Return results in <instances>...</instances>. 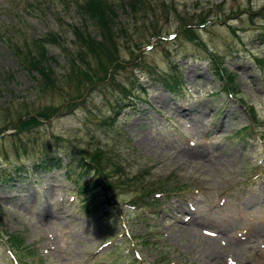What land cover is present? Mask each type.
<instances>
[{"label":"rangeland","instance_id":"obj_1","mask_svg":"<svg viewBox=\"0 0 264 264\" xmlns=\"http://www.w3.org/2000/svg\"><path fill=\"white\" fill-rule=\"evenodd\" d=\"M70 1L0 0V132L14 130L10 121L20 105L62 107L50 121L20 135L27 157L19 152L17 158L12 130L0 135V169H7L6 182L0 180V264H13L3 243L6 235L22 242L25 257L13 253L20 264H264V66L254 61L264 59V0H149L174 5L184 14L211 8L216 18L198 29V40H190L169 10V18L159 21L161 31L135 32L130 45L120 48L125 69L117 71L116 80L125 83L128 74L136 73L147 87L149 104L126 108L116 129L98 127L102 117L111 115L101 107L109 86L100 88L99 83L100 89L88 90L71 113L62 105L78 91L77 75H68L73 67L66 55L74 50L67 25L79 20ZM123 12L119 7L120 19ZM156 32L178 36L152 41ZM49 34L59 44L49 41ZM36 39L44 41L61 76L59 89L42 94L33 90L39 76L23 67L16 54V48ZM150 44L155 46L147 50ZM211 53L223 56L222 66L236 76L235 98L227 99L222 81L209 71ZM89 62L96 69L97 61ZM162 73L179 74L182 89L165 90L158 82ZM237 100L256 113V133L248 139L232 138L249 120ZM90 132L123 162L126 174L145 170V180L169 181L183 188L186 197L135 211L126 207L133 190L122 187L107 218L100 211L84 212V198L76 190L91 180L89 174L79 177L75 168L62 166L37 176L29 170L23 182L16 178L25 173H16L15 167L31 169L41 153L56 154L54 135L76 137L88 148ZM138 212L145 213L149 230L134 219ZM124 227L135 247L123 238ZM144 241L147 248L140 244Z\"/></svg>","mask_w":264,"mask_h":264},{"label":"trees","instance_id":"obj_2","mask_svg":"<svg viewBox=\"0 0 264 264\" xmlns=\"http://www.w3.org/2000/svg\"><path fill=\"white\" fill-rule=\"evenodd\" d=\"M79 17L77 23L68 24L71 36L73 37L72 45L74 50L67 51V59L72 65L73 69L68 72L69 77L76 76L77 89L83 86V90L74 95H69V98L62 104L65 106V111L71 113L79 105L77 103L81 97L84 96L87 90H95L100 88H111L103 97H106L102 102V108L110 111V116H104L98 121L99 128H114L118 125L119 116H121L126 108L134 109L137 103L146 102L148 96L147 87L138 82L136 73L132 72L126 77L127 82L117 81L115 75L117 71L124 68L125 61L120 57V48L122 46H129L132 36L135 32L151 29L154 31L160 30L159 21L161 19H168L170 11L179 17L180 31L182 35L190 40H198V26L204 25L207 27L213 21L215 16H212V9L207 11L203 7L193 14L182 13L175 8L174 5H154L149 0H71L69 2ZM69 6V5H68ZM124 11L126 16L123 19L119 18L117 14L119 7ZM217 7V5H212ZM170 10V11H169ZM240 10L237 11V13ZM246 12V11H245ZM236 13V12H234ZM233 13V14H234ZM208 23V24H207ZM55 35L49 34V41L59 44L55 39ZM155 36H161L156 32ZM259 40V37H256ZM32 41V44L27 43L23 49L16 48V54L20 58V63L30 72H35L39 78L36 80L33 90L36 93L52 91L60 86V77L57 76L52 64L56 60L52 56H47L45 46L41 44L42 40L37 42ZM92 58L97 61L96 69H92L89 59ZM224 60L223 56L211 53L207 57L209 62V71L212 72L214 78L222 81V90L235 91L234 81L236 76L226 70L222 66ZM137 60V59H136ZM254 61L258 65H264V59L255 58ZM70 73L72 75H70ZM102 74V75H101ZM68 75L63 77L66 81L69 79ZM101 75V76H100ZM166 75V76H164ZM72 79V78H70ZM160 85L168 91H174L176 87L179 88L178 74H161ZM99 83L101 85H99ZM99 85V86H98ZM97 86V87H96ZM98 88V89H100ZM97 89V90H98ZM115 95L116 99L111 100L110 95ZM242 103V101H241ZM62 107L45 106L43 108H34L28 105H20L17 111L15 120L10 121L14 125V136H16L15 154L17 158L22 152L24 157L29 155L27 146L20 143V135L23 133L32 132L31 130L41 127L44 122H47L55 114L60 111ZM9 111V108L7 109ZM252 123L256 122V115L252 108L245 109ZM6 111V112H8ZM11 114V112H8ZM7 114V113H6ZM9 128L1 130L4 132ZM250 125L244 126L240 132L236 133L237 138H247L251 135L248 133ZM0 132V133H1ZM92 132L88 134V148L79 145L80 141L76 139H67L64 136L54 135L51 141L55 142L56 154L41 153L37 161L33 163V170L38 172L58 169L62 166H69L75 168L79 177H85L89 174L91 180L84 181L78 188V193L85 198L84 209L88 213H94L103 206L113 207L116 204V190L122 187H129L133 190V196L127 202L131 208L139 209L143 206L151 207L157 205L160 201L158 198H153L154 194H173L181 192L183 188L176 187L170 184L169 181H150L145 180V170H142L136 175L129 176L126 174V168L119 158L112 156L111 149H105L99 144V140H95ZM51 145L48 144L47 147ZM93 147V148H91ZM5 157L7 154L5 153ZM17 173L23 171V166L15 167ZM7 169H0V180L6 182ZM9 178V176H8ZM167 180V179H165ZM102 216H106L103 213ZM135 220L139 219L143 222L149 230L148 219L141 213H136ZM136 220V221H137ZM139 223H136L137 225ZM149 226V227H148ZM151 228V227H150ZM8 237L9 246L14 250L19 258H24L25 254L21 249L22 242L17 236L6 235ZM142 238V237H140ZM144 247H148L146 242H142Z\"/></svg>","mask_w":264,"mask_h":264}]
</instances>
